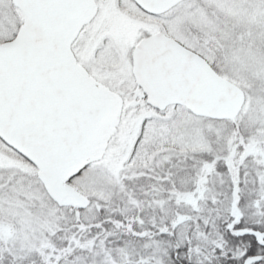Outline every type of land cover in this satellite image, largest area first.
I'll use <instances>...</instances> for the list:
<instances>
[{
  "label": "snow or ice",
  "instance_id": "obj_1",
  "mask_svg": "<svg viewBox=\"0 0 264 264\" xmlns=\"http://www.w3.org/2000/svg\"><path fill=\"white\" fill-rule=\"evenodd\" d=\"M0 264H264V0H0Z\"/></svg>",
  "mask_w": 264,
  "mask_h": 264
}]
</instances>
